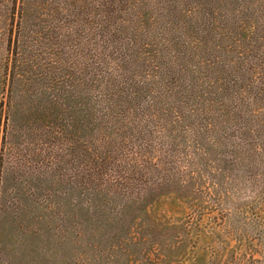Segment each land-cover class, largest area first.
<instances>
[{"label": "rangeland", "instance_id": "374dc122", "mask_svg": "<svg viewBox=\"0 0 264 264\" xmlns=\"http://www.w3.org/2000/svg\"><path fill=\"white\" fill-rule=\"evenodd\" d=\"M0 264H264V0H0Z\"/></svg>", "mask_w": 264, "mask_h": 264}]
</instances>
